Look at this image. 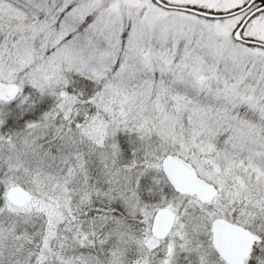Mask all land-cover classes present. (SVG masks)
Wrapping results in <instances>:
<instances>
[{
    "label": "snow or ice",
    "instance_id": "6c2138e0",
    "mask_svg": "<svg viewBox=\"0 0 264 264\" xmlns=\"http://www.w3.org/2000/svg\"><path fill=\"white\" fill-rule=\"evenodd\" d=\"M0 264H264V0H0Z\"/></svg>",
    "mask_w": 264,
    "mask_h": 264
}]
</instances>
